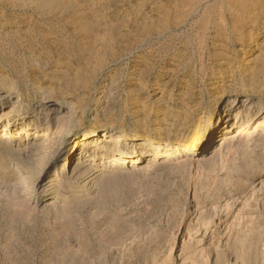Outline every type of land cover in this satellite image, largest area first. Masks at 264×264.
Returning <instances> with one entry per match:
<instances>
[{
    "label": "rangeland",
    "instance_id": "rangeland-1",
    "mask_svg": "<svg viewBox=\"0 0 264 264\" xmlns=\"http://www.w3.org/2000/svg\"><path fill=\"white\" fill-rule=\"evenodd\" d=\"M4 96L74 118L55 149L58 119L1 127L0 264H264V132L227 146L241 122L219 121L264 104V0H0ZM193 132L175 156H98L93 188L74 177L91 134L123 153Z\"/></svg>",
    "mask_w": 264,
    "mask_h": 264
},
{
    "label": "bare ground",
    "instance_id": "bare-ground-1",
    "mask_svg": "<svg viewBox=\"0 0 264 264\" xmlns=\"http://www.w3.org/2000/svg\"><path fill=\"white\" fill-rule=\"evenodd\" d=\"M17 103L18 102H15L13 107L7 109L10 104L9 99L6 96L0 97V131H1V127L7 128V126L10 125L9 131L12 132L13 128L18 126V125L16 126V123L18 121L22 122L23 119H25L24 124L22 125L23 126L26 125V127L19 133V135H21L25 130H27V127H28V132H31L33 130H39L42 126H44L43 124H41V121L43 120L47 122L48 124L47 127H50L55 122V120L58 119L59 124L57 125L56 130L52 131V133L50 134L45 133L44 135L46 137V142H45L46 144H44V146H46L45 148L51 147V149L53 148L55 149L57 145L55 141L56 137L60 134L65 133L66 131L65 125L74 118L73 115L66 116L62 114V110H65V106H62L60 109H48L44 105H41L39 107L37 106V108H33L35 111L31 110L28 113L25 111L19 112V109L15 111V106ZM242 103L243 102H241L240 100L234 102L232 106H230L228 110L226 109V111H224L219 118L220 124H225V125L228 124L226 129L235 125V124H232L234 121L237 124L241 122L240 127H238L234 131L233 134L224 136V138L222 139V140H225L223 143L224 145L229 146L232 142H234V140H236V138L240 139L241 137H245V138H248L250 141H254L258 137V132L260 131L264 132V104L260 105V107L256 111H254L255 105H253V107H250V103L247 105L242 104ZM233 113H235V116L234 118H231ZM258 117L260 119H258L256 123H254L253 126L249 127V123L253 119L258 118ZM6 122L7 124L3 126L2 124ZM229 122H231L230 125H229ZM29 126H32V127H29ZM106 135H108V133ZM196 135L198 134L193 132L191 134H188L187 136H183V137L175 139L174 142L172 143L170 142L171 139L169 138L149 137L146 141H144V143L141 145L140 148L135 147L138 141L136 139L137 141L132 143L128 149L123 151V153L122 151H120V153H112V152H106V151L109 148V146H116L118 143H121L123 141L121 136L102 137L100 135V141H99V138L96 139L99 136L91 134L90 137L83 139V141L81 140V143H83V145H81L80 147H82V151L84 153H82L81 158L78 161V169L76 170V174L74 175V177H81L84 180L85 186L89 187L92 185L91 188H93L94 182L98 176V172H97L98 163H96L94 159H96L98 156H102V158L108 156L110 160L109 162H105V164L114 163L116 166H118L119 164H125L127 162H144L147 156H149V154L151 156V155H155L159 153V156L162 158L168 157V156H175L176 151L173 148L169 150L168 147L170 146H168L167 144H171L174 147H179L180 144H190L196 141L195 140ZM0 138H1V135H0ZM35 138H40V135H37L36 137H34V139ZM49 140L50 142H48ZM68 144H69L68 142L64 144V150L61 154H58V151L60 148L58 149V151L55 152L56 161L62 157L68 158V156L70 157L71 155H73V151L75 148L71 149ZM83 146H85V148ZM74 153H77V151ZM88 162H93V163L88 165ZM94 162H95V165H92L94 164ZM65 165L66 163L62 165V168H64ZM156 168H157V165L154 164L153 162L148 165L146 164L138 168H133L131 169V171L134 170L135 173H141V174L147 173L148 174V172L153 171ZM114 171H121V170H114ZM65 174L59 176V178L56 181L57 183L53 185L50 191H53L56 189L58 182L63 177H65ZM47 196L49 195L48 194L44 195V198H47Z\"/></svg>",
    "mask_w": 264,
    "mask_h": 264
}]
</instances>
